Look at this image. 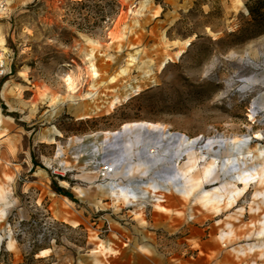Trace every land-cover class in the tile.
<instances>
[{"label":"rangeland","instance_id":"1","mask_svg":"<svg viewBox=\"0 0 264 264\" xmlns=\"http://www.w3.org/2000/svg\"><path fill=\"white\" fill-rule=\"evenodd\" d=\"M142 124L198 141L199 151L235 143L214 158L202 188L221 194L222 208L236 160L249 172L264 168V0H0V264H91L104 248L105 264H264L256 180L216 215L177 193L178 181L171 192L158 185L175 166L123 181L160 186L161 211L115 201L119 179L104 178V164L94 179L82 170L85 138ZM61 186L102 187L93 194L103 200L93 216L100 224L54 220L52 195L73 198Z\"/></svg>","mask_w":264,"mask_h":264},{"label":"bare ground","instance_id":"2","mask_svg":"<svg viewBox=\"0 0 264 264\" xmlns=\"http://www.w3.org/2000/svg\"><path fill=\"white\" fill-rule=\"evenodd\" d=\"M132 62H136V56H130ZM86 148L89 150V157L86 160H80L82 170H86L90 178L94 179V174L102 164L109 166L112 173L119 181L114 185L112 198L115 201L123 203L125 207L145 209L148 205H152L156 210H165L162 204V197L159 194L160 186L156 188L148 187L147 190L142 187L133 189L130 184L124 185V179L134 176L136 172H147L149 169L158 165L165 167L171 165L176 167L173 169L162 171L159 176L160 183L158 185L170 186L167 189L169 192L173 191L172 180L178 181L180 187L175 188L185 199L196 197L200 200L202 208L205 211L213 212L216 215L221 214L224 210L232 209L237 200L247 194L252 181L256 180V185H264V168L257 170L252 169V172L246 170V164L240 160L233 163L234 175L231 178L225 179L224 183L232 187L231 196L228 204L222 208L225 202L223 196L216 192H205L202 188L205 182L213 178L215 169L218 166L216 158L228 149V147L235 143H228L224 140L208 141L203 148L198 149L199 142H190L188 138L182 135L167 136L164 129L154 127L152 125H136L125 127L122 131L115 133H99L85 138ZM246 147L250 145V141L238 142ZM217 147V150L215 148ZM155 152H161L162 155L152 157ZM171 156H168V155ZM264 155L263 153L261 154ZM63 157L64 152L59 150L58 157ZM215 158V159H214ZM187 161L182 165V162ZM200 161H204L208 168L203 172L200 171ZM249 161L254 162V157L250 156ZM66 163L62 162L61 167L66 168ZM123 180H122V178ZM121 179V180H120ZM217 181V179H215ZM243 185L242 189L238 185ZM150 189V190H149ZM198 194V195H197ZM3 193L0 189V199ZM198 196V197H197ZM2 209V207H0ZM243 214V210H241ZM232 235V232H230ZM264 236V229L260 234ZM229 236V235H228ZM225 236L226 240L229 238ZM252 248V253L254 249ZM264 248V247H263ZM43 252L41 255H45ZM112 253L107 248L104 250L95 249L92 253L91 264H105ZM105 259L102 260V257ZM264 257V253L262 255Z\"/></svg>","mask_w":264,"mask_h":264},{"label":"crops","instance_id":"3","mask_svg":"<svg viewBox=\"0 0 264 264\" xmlns=\"http://www.w3.org/2000/svg\"><path fill=\"white\" fill-rule=\"evenodd\" d=\"M33 1L34 0H22L24 5L30 4ZM61 188L69 191L62 186ZM101 188L102 187L99 186L95 188H73L69 191L73 197L72 199L53 194V200L49 204V209L51 210L54 220L68 224L75 228L91 226L94 221L100 224L101 221L94 219L93 216L97 210L95 205L99 204L103 200H101L98 196L94 197L93 194L95 192H99ZM42 196L43 194H40L38 195V198H41ZM25 214H27L28 218L26 220H28L30 215L26 211Z\"/></svg>","mask_w":264,"mask_h":264},{"label":"built area","instance_id":"4","mask_svg":"<svg viewBox=\"0 0 264 264\" xmlns=\"http://www.w3.org/2000/svg\"><path fill=\"white\" fill-rule=\"evenodd\" d=\"M104 173L102 174V176L105 178L107 174L112 173V170L109 168V166H106L103 170Z\"/></svg>","mask_w":264,"mask_h":264},{"label":"trees","instance_id":"5","mask_svg":"<svg viewBox=\"0 0 264 264\" xmlns=\"http://www.w3.org/2000/svg\"><path fill=\"white\" fill-rule=\"evenodd\" d=\"M249 12H250V15H254V12L252 10H250Z\"/></svg>","mask_w":264,"mask_h":264}]
</instances>
